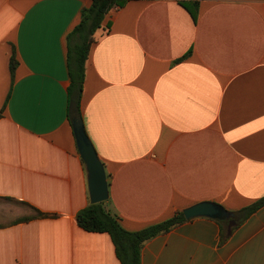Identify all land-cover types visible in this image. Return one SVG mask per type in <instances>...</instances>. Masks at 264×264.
<instances>
[{"label": "crops", "instance_id": "1", "mask_svg": "<svg viewBox=\"0 0 264 264\" xmlns=\"http://www.w3.org/2000/svg\"><path fill=\"white\" fill-rule=\"evenodd\" d=\"M182 2L198 4L196 23ZM91 4L0 0V264H121L108 234L76 220L90 197L69 35ZM94 39L80 116L127 231L264 198V0H129ZM32 208L52 217L17 223ZM219 222L147 241L141 264H264V206L225 241Z\"/></svg>", "mask_w": 264, "mask_h": 264}, {"label": "trees", "instance_id": "2", "mask_svg": "<svg viewBox=\"0 0 264 264\" xmlns=\"http://www.w3.org/2000/svg\"><path fill=\"white\" fill-rule=\"evenodd\" d=\"M129 0H92L89 8L81 12L79 25L69 35L70 49L68 53L69 74L71 86L69 95L71 103L76 107L78 115H81V96L85 78V65L93 43L95 42V33L103 27L107 14L113 9L123 8ZM181 5L189 11L193 21L196 23L198 18L199 6L197 3ZM77 39L76 45L72 44L73 39ZM17 67L15 56L11 59V72ZM74 117L72 116V120ZM264 206V198L254 203L252 206L233 213L234 217L220 221L221 224H227V229H223L222 238L225 241L237 228L243 225L247 219ZM33 214L23 217L17 223H27L34 220L51 218V215L45 214L35 208H32ZM78 226L89 233L108 234L116 249V255L121 264H141V252L144 244L161 235L168 233L173 228L184 224L187 220L183 212L177 213L174 217L164 222L151 225L138 232L127 231L121 223L120 218L107 210L104 203L91 204L81 210L76 217Z\"/></svg>", "mask_w": 264, "mask_h": 264}, {"label": "water", "instance_id": "3", "mask_svg": "<svg viewBox=\"0 0 264 264\" xmlns=\"http://www.w3.org/2000/svg\"><path fill=\"white\" fill-rule=\"evenodd\" d=\"M72 126L79 154L87 171L88 190L91 204H100L109 200V187L105 166L87 135L82 116L72 120ZM187 221L195 218H209L226 221L234 217L220 205L210 202L199 203L183 211Z\"/></svg>", "mask_w": 264, "mask_h": 264}]
</instances>
